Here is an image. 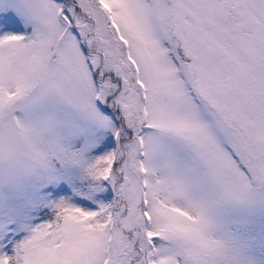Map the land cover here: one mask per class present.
<instances>
[{
	"label": "snow or ice",
	"instance_id": "obj_1",
	"mask_svg": "<svg viewBox=\"0 0 264 264\" xmlns=\"http://www.w3.org/2000/svg\"><path fill=\"white\" fill-rule=\"evenodd\" d=\"M0 264H264V0H0Z\"/></svg>",
	"mask_w": 264,
	"mask_h": 264
}]
</instances>
